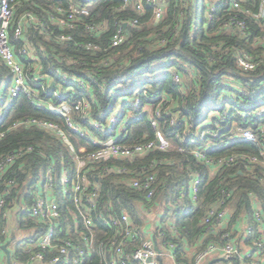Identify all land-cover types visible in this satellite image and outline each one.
Here are the masks:
<instances>
[{
	"label": "trees",
	"instance_id": "trees-1",
	"mask_svg": "<svg viewBox=\"0 0 264 264\" xmlns=\"http://www.w3.org/2000/svg\"><path fill=\"white\" fill-rule=\"evenodd\" d=\"M223 1L214 20L209 22L205 2L164 0L163 16L155 23L153 7L144 0H128L125 7L123 0H14L11 36L12 28L23 12L32 13L51 34L45 35L38 24L30 23L25 27L32 55L21 61L25 70L35 64L38 72L35 76L33 71H28L24 82L38 95L35 98L20 90L0 122V132L6 131L0 143V154L33 147L30 152L23 153L0 181V189L7 176H14L16 181V187H11L10 194L5 197L7 204H12L6 207L10 230L9 237L3 238L5 242L20 231L27 236L35 227L26 210L20 208V203L22 200L24 204L29 203L40 173L52 160L61 166L59 160L63 155L65 165L70 168L74 152L81 154V148L86 151L96 149L91 139L102 143L120 135L121 143L132 145L155 140V133L159 131L167 144L166 150L154 149L133 158L89 165L88 177L99 189L93 216L95 222L101 214L125 212L143 238L142 205L149 208L156 204L163 212L159 226L153 231L154 236L157 238L162 232L163 241L174 245L177 264H193L185 254L188 246L202 238L204 242L198 250L209 242L226 243L223 234L203 223L208 211L223 203L221 208L229 209L230 224L238 221L240 215H245L251 222L254 233L248 236V242L252 245L258 233L252 217L255 204L262 205L264 219V168L253 163L246 166L241 155H256L258 148L246 141L218 150L213 145L244 129H251L261 143L264 142V112L257 114L264 108V47L252 46L254 37L264 36V28L253 17L240 14L247 27L246 37L215 32L219 21L226 17L221 9H227L228 3ZM137 3H141L140 11L136 10ZM69 5L88 10V15L80 17L74 29L63 28L51 20V15L57 14V6L66 9ZM249 7L253 13L258 11V5L252 2L244 3L242 8ZM133 20L137 25L131 24ZM87 24L102 25V28L90 32L85 28ZM118 30L123 32L125 39L112 46V38ZM60 34L70 35L71 39L60 41ZM12 41L18 51L21 42ZM87 44L90 46H84ZM241 51L258 61L255 70L243 71L234 65L235 57ZM6 71L0 63L2 76H7ZM174 75L180 78L179 82L174 80ZM33 76L38 80L36 86L31 81ZM48 86L62 90L65 97L60 100L47 97L43 92ZM0 94L3 93L0 91ZM6 94L5 90L0 108L4 106ZM38 98L43 103L51 101L55 105L87 99L85 117L81 111H71L73 123L85 129L86 136L72 132L62 116L46 108L47 104L37 106ZM136 100L139 103L134 106ZM156 108L160 111L157 117L154 116ZM115 110L120 115L118 123L112 126L107 120ZM128 113L139 119L126 120ZM150 116L157 122L155 127ZM26 118H42L57 124L68 135L74 151H69L67 144L63 145L52 132L37 126L23 124L9 129L14 122ZM91 120H96L101 128L92 127ZM121 126L125 132L119 134ZM216 127L221 131L217 138H212L209 133L217 131ZM203 132L204 140L197 146L204 155L202 159L191 153L196 146L189 139H198ZM231 156L236 159L216 172H212L206 163L209 159L217 161ZM116 168L128 172L119 173ZM196 173L200 183L192 200L189 187ZM150 175L154 178L155 188L151 201L143 202L144 191L122 182ZM5 223L0 217V224ZM99 225L98 240L104 241L111 235V229Z\"/></svg>",
	"mask_w": 264,
	"mask_h": 264
},
{
	"label": "built area",
	"instance_id": "built-area-1",
	"mask_svg": "<svg viewBox=\"0 0 264 264\" xmlns=\"http://www.w3.org/2000/svg\"><path fill=\"white\" fill-rule=\"evenodd\" d=\"M145 3L153 7L154 22L157 23L163 16L164 4L163 0H144ZM207 4L206 18L209 22L214 20L215 14L219 11L218 7L224 4L223 0H199ZM256 1L257 3H255ZM228 8L223 10L226 17L219 21V26L215 28V32H230L235 33L239 37H246L247 27L240 14L253 17L261 28H264V0H226ZM252 2L258 5V11L253 13L251 7L243 9L244 3ZM123 7L128 3V0H123ZM141 3L136 4V10H141ZM226 10V11H225ZM56 15H51V20L59 26L67 29H74L78 23V19L82 16L88 15V10L85 8H77L74 5H69L64 9L57 6ZM220 11V12H221ZM15 17V3L14 0H0V63L6 68L7 76H2L0 73V86L2 81L5 82V90L7 91L4 106L0 108V122L5 118L8 113L9 104L18 95L20 90H23L29 96L37 98L38 95L29 86L25 85L26 74L28 71H33V75H37L36 65L33 68L25 70L21 60H27L28 56L32 55L31 47L27 43L25 36V27L30 24H38L44 31L45 35H50V31L46 28L41 21L34 17L30 12H23L22 15L16 20L12 28V36L10 35L11 23ZM132 25H137V21L133 20ZM88 31L96 32L102 25L87 24L85 26ZM13 40L21 42L18 51L14 49ZM71 39L70 35L60 34L58 40L68 41ZM125 36L121 30H118L112 38V46H117L123 42ZM253 47H264V36H256L253 38ZM90 46V44L84 45ZM96 49V46H92ZM33 58V57H32ZM34 60V59H32ZM33 62V61H32ZM234 65L243 71H253L259 65L258 61L245 51L238 52L235 57ZM56 72H58L56 70ZM33 76L34 86L37 85V77ZM176 82L180 81L177 75H174ZM50 83V82H49ZM54 83H51L53 86ZM43 93L47 97L63 99L65 93L62 90L49 87ZM261 90V88L259 89ZM3 94H0V100L3 99ZM36 105L45 107L52 112L59 114L65 120V124L72 132L78 133L80 136H86L87 131L75 125L71 119V111H81L85 117L88 109L87 99L82 98L74 103L61 102L59 105L53 104L51 101L43 103L39 98ZM43 103V104H42ZM139 100L134 102L137 106ZM264 112L261 108L257 112L260 115ZM120 112L112 114L107 122L109 125H116L118 123ZM159 108L154 110V116H159ZM126 120H138L137 116L131 114L127 115ZM151 124L155 127L156 120L153 116L149 117ZM34 125L39 128L48 130L56 135L62 143L67 144L71 151L73 147L69 141L68 135L57 124L42 118H26L23 121L14 122L9 129L19 127L21 125ZM90 125L94 128H101L96 120H91ZM103 128V127H102ZM217 131L210 132L212 138H217L220 133L218 127ZM125 129L121 126L120 134L124 133ZM6 135V131L0 132V143ZM204 132L198 139L190 138V143L196 146L192 152L197 158H204V155L198 150L197 146L204 140ZM120 137V135H119ZM107 139L102 143L97 142L96 139H91L92 144L96 145V149L86 151L81 148L80 153L74 152L72 158V167L65 165V156L62 155L59 161L62 162L58 166L57 161L52 164V161L45 168L43 173H40V179L36 185V189L32 193V197L28 204H24V200L20 203V208L26 210L29 218L35 223V227L30 229V234L20 237L18 246L10 249L9 245L15 240L16 236L11 240L5 242L3 238L9 237V220L6 207L9 208L12 204H7L5 197L10 194L11 187H16L14 176H7L3 181L0 189V217L6 223L0 224V264H160L158 258L162 255H170L174 258L172 243L164 242L162 237L164 233L160 232L156 238L154 234H146L142 238L129 216L122 212L119 215L113 213L104 216L100 215L98 222L93 219L94 211L97 208V198L99 189L97 184L90 181L89 165L93 163L106 162L116 159L133 158L134 156L142 155L150 150L159 149L166 150L167 144L159 131L155 133V140L144 142H136L132 145L121 143L118 138ZM246 141L258 148V153L253 156L241 155V160L245 165L249 163L258 164L264 168V142L256 137L251 129L240 130L233 135L229 136L225 141L213 145L215 150L234 144L235 142ZM32 146L25 147L24 149L10 150L5 154H0V181L7 175L9 170L14 166L15 162L23 156V153L30 152ZM236 158L234 156L228 159H214L206 160L207 165L211 168L212 172H216L218 168L223 165H229ZM119 173H127L124 168H116ZM15 171L12 172V175ZM104 173V171L102 172ZM141 179V180H140ZM129 178L123 180L125 184L137 190L144 191V201H151L153 198L155 188L153 187L154 178L145 176L144 178ZM200 183L199 174L196 173L192 176L189 189L193 190V198L196 197L197 187ZM23 199V198H22ZM223 203L212 207L203 220L204 224H208V228L217 231V224L228 213L229 209L221 208ZM142 210L150 213L149 208L142 205ZM64 216L66 218L64 219ZM243 215L238 216L239 220ZM253 223L258 228L256 237L252 241V249L248 257L254 259L250 264H257L256 256L264 257V219L263 210L260 203L255 204L253 209ZM245 233L248 236L254 233V227L248 220L246 221ZM99 224L106 225L111 229V235L104 241L98 240ZM170 229L173 231L172 225ZM16 235H23L19 232ZM229 237V234L224 236ZM7 245L9 256L2 250L3 245ZM132 244L137 246L132 247ZM157 248L160 252L157 251ZM220 252L226 258H233L237 250L235 247L226 242L220 244L217 242H209L201 250H196L193 256V264H200L207 256Z\"/></svg>",
	"mask_w": 264,
	"mask_h": 264
},
{
	"label": "crops",
	"instance_id": "crops-1",
	"mask_svg": "<svg viewBox=\"0 0 264 264\" xmlns=\"http://www.w3.org/2000/svg\"><path fill=\"white\" fill-rule=\"evenodd\" d=\"M119 134H120V128H119ZM189 195L193 198V190L189 189ZM148 213L144 212V230L148 235H153V231L159 226L160 222L157 224H152V222L149 221L147 218ZM231 217L229 213L219 221L217 224V232L219 234H223L225 236L226 234H229V237L224 239L226 242L231 243L235 249L237 250L236 255L228 259L226 258L222 253L215 252L209 256H207L200 264H250L254 259H251L248 257V254L251 252L252 245L248 242V237L245 233L246 228V221L247 218L245 215H243L240 220L230 224ZM227 231V232H226ZM222 232V233H221ZM204 242V238L200 239L195 245L188 246L185 250L186 257L189 259H193V256L196 252V250L199 248V246ZM171 261L170 264H177L175 262V259L171 257L170 255H166ZM161 259V258H160ZM257 264H264V257L258 255L256 256ZM255 261V260H254ZM162 264L163 261L161 260Z\"/></svg>",
	"mask_w": 264,
	"mask_h": 264
},
{
	"label": "rangeland",
	"instance_id": "rangeland-1",
	"mask_svg": "<svg viewBox=\"0 0 264 264\" xmlns=\"http://www.w3.org/2000/svg\"><path fill=\"white\" fill-rule=\"evenodd\" d=\"M6 81L7 80L2 81L1 86H0V91L3 94H5V82ZM118 106H120V105H118ZM117 109H119V108H117ZM115 114H117L116 110H115ZM128 114H130V113H128ZM63 145H65V144H63ZM65 146L68 147V145H65ZM69 151H71V150L69 149ZM72 156H73V154H72ZM59 162H60V164H62L61 161H59ZM54 163H55V160H52V164H54ZM149 209H150V213H148V215H147V218L149 219V221L152 222V224L159 223L162 219V216H161L162 212H163L162 209L160 207H158V205H156V204L150 205ZM170 220H173V219H170ZM22 236H26V233L24 232L23 235H16L15 240L11 242V244L9 245V248L14 249V247L18 246V243L20 241V237H22ZM161 260L163 261V264H170L171 263L169 258L165 255L161 256Z\"/></svg>",
	"mask_w": 264,
	"mask_h": 264
},
{
	"label": "water",
	"instance_id": "water-1",
	"mask_svg": "<svg viewBox=\"0 0 264 264\" xmlns=\"http://www.w3.org/2000/svg\"><path fill=\"white\" fill-rule=\"evenodd\" d=\"M163 4H164V0H163ZM1 248H2V250L5 252V254H6L7 256H9V250H8V248H7V245L5 244V245H3ZM157 251L160 252V250H159L158 248H157ZM158 260L160 261V264H162L161 259L158 258Z\"/></svg>",
	"mask_w": 264,
	"mask_h": 264
}]
</instances>
